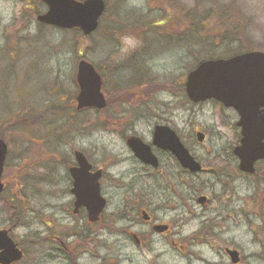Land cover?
<instances>
[{"label": "rangeland", "instance_id": "1", "mask_svg": "<svg viewBox=\"0 0 264 264\" xmlns=\"http://www.w3.org/2000/svg\"><path fill=\"white\" fill-rule=\"evenodd\" d=\"M173 1L194 6L193 0ZM106 3L110 10L105 19V37L99 34L84 39L74 31L39 24L37 13L46 11L40 0H0V135L10 144L9 163L23 167L21 170L10 167L4 182L10 188V195L16 194V199L25 200V212L18 223L12 221L0 200V230L10 229L11 236L24 251L25 258L18 264H104V258L105 264H232L226 249L240 253L239 264H264V242H261L264 221L260 216L264 209V184L257 189L249 180L250 184L239 179L233 183L239 199H232V216L224 227L212 210L203 214L195 200L203 194L211 198L224 187L218 183L217 188L205 189L201 184L208 177L184 174L193 199L188 203L191 213L187 209L182 214L179 209L172 211L173 206H178L175 201L166 210L157 211L158 223H170L174 228L166 236H154L153 242L141 250L133 241V234L141 230L132 221L119 223L116 215V224L113 221V226L106 228L105 223L104 245L101 225L90 226L85 217L72 215V187L67 168L75 149L86 152L98 165L104 159L111 177L105 183L103 194L109 198L108 215L129 213L139 199L158 202L172 199L167 183L171 174H178L176 160L161 152L156 155L162 161L163 174L146 170L128 148L126 136L136 133L151 143L153 127L169 125L195 158L211 166L217 163L216 156L228 158L238 141L239 130L234 126L238 119L236 112L216 101L194 104L179 87L196 65L195 58L206 60L208 50H201L199 46L189 48L180 41L175 45L166 44L159 39L151 40L149 47L152 48L146 49L149 42L120 32V15L133 22L142 17L156 18L160 11L167 9L164 0L162 3L160 0H106ZM214 4L237 9L247 17L245 45L251 51L264 53V0H206L204 8ZM162 28L163 33L176 29ZM109 32H114L113 37L107 36ZM226 47L223 45L217 50L220 58H229L221 56ZM236 47L232 46V50ZM82 58L96 67H105L111 74L107 75L109 84L105 93L143 79L170 88H162L166 90L155 95L149 91L137 95L132 99L134 106L126 103L121 107V114L116 111L121 104L116 108L109 106L103 113L90 111L88 119L80 122V129L69 131L66 123H75L77 116L72 98L77 93V63ZM136 103L142 106L136 107ZM121 116L129 123L118 119ZM17 117L20 118L12 121ZM197 131L206 135L205 142L198 143ZM27 170L35 179L27 181L29 189L21 196L18 178ZM177 182L180 181H173ZM125 202L129 206L127 210ZM207 228L211 230L210 235L206 234ZM141 229L144 231L146 227Z\"/></svg>", "mask_w": 264, "mask_h": 264}, {"label": "water", "instance_id": "2", "mask_svg": "<svg viewBox=\"0 0 264 264\" xmlns=\"http://www.w3.org/2000/svg\"><path fill=\"white\" fill-rule=\"evenodd\" d=\"M47 11L37 17V21L46 26L61 30H80L84 36H90L99 28V22L106 10L105 0H41ZM76 83L79 88L77 109L104 110L107 106L103 93V79L96 68L86 60L78 63ZM185 91L193 103L215 100L226 108H233L240 116L238 126L242 129L241 146L235 150L240 159V170L253 173L256 162L264 159V53L247 52L230 59L207 60L202 62L187 76ZM202 143L204 135L197 134ZM129 148L142 163L157 167V158L151 147L140 139H127ZM154 146L171 152L184 169L192 173L201 170V166L181 143L177 134L168 127H157L154 133ZM8 147L0 139V194L4 190L2 175ZM78 169H70L74 179L71 193L75 196V212L86 208L88 220L95 223L100 220L107 201L101 195V172L90 176L91 165L81 152L75 153ZM202 200V199H201ZM200 200V201H201ZM157 231L165 228L157 227ZM9 230H0V264H16L24 254L10 238ZM232 264H239L240 253L226 250Z\"/></svg>", "mask_w": 264, "mask_h": 264}, {"label": "trees", "instance_id": "3", "mask_svg": "<svg viewBox=\"0 0 264 264\" xmlns=\"http://www.w3.org/2000/svg\"><path fill=\"white\" fill-rule=\"evenodd\" d=\"M82 1V0H80ZM163 0H160L162 3ZM194 6L193 7H186L180 4H176L173 0H164L166 3L165 10H158L160 11V15L156 18L153 17H142L137 22H133L132 19L128 18L127 16H119V28L120 32H127V34H134L135 36L142 39L144 43L149 42L146 44V49H151L149 47L151 45L150 41L153 39H159L162 41H166L167 43L176 44L178 41L185 42L188 44V47L195 48L197 46L201 47V50H208L206 53L207 59L206 60H213V59H221L219 54H216L217 50L222 47L223 45L228 46L226 50L222 51L221 56L233 57L247 51H251L249 48L246 47L245 41H247L246 30L249 24V19L244 17L243 14L237 10L227 7H220L218 5H212L209 9H205V1L206 0H193ZM109 7L107 5V9L105 11L104 16L100 20V26L95 34H103L105 37V23L107 18V13L109 12ZM39 13H37L38 15ZM120 17L123 20H120ZM130 23V24H129ZM132 23V24H131ZM176 25V29L174 32L170 33H163L162 30L164 26L166 27H174ZM162 29V30H161ZM75 34L81 36L84 39H90L91 37H84L78 30H73ZM114 32H109L107 36L113 37ZM178 33V34H177ZM119 36V35H118ZM148 45V46H147ZM245 45V47H244ZM232 46L236 47V50H232ZM143 47V48H144ZM142 48V50H143ZM222 49V48H221ZM192 51V50H191ZM233 55V56H232ZM197 67L202 61V57L195 58ZM193 68V69H194ZM98 71L101 73L104 86L107 87L108 83V76H111L110 73L105 71V67L98 66ZM157 84V83H156ZM155 83L145 80H134L129 84L125 85L124 87L120 88L119 90L108 91L111 95H116V105L119 104H130L132 105V99L134 97L141 96L145 92H151L152 95L160 91H165L166 89L162 90V88H170L169 85L161 84L156 85ZM164 86V87H162ZM181 92H183L184 87L181 84L179 86ZM171 90V89H168ZM137 92L138 94L134 95L132 92ZM184 94V92H183ZM185 96V95H184ZM136 101V100H135ZM134 101V102H135ZM138 102V100H137ZM115 103H109L110 107H113ZM137 104V103H136ZM138 105V104H137ZM134 106V105H132ZM142 106V105H140ZM139 105L136 107H140ZM114 108H116L114 106ZM118 108V107H117ZM17 117L14 120L19 119ZM11 122V121H10ZM13 123V122H12ZM75 123H66V129L71 131L74 127ZM80 124V123H78ZM70 125V126H69ZM69 133V132H67ZM66 133V134H67ZM0 138L4 139V136L0 135ZM29 148H31L32 143H29ZM26 147L27 149H29ZM40 163V161H39ZM35 165V164H34ZM17 168L18 170L23 169L22 166L15 164L14 166L7 162L5 166V173L3 179H6V175L8 174L9 168ZM19 176L18 180L20 183L18 184L19 188L21 189V196H25L27 190L29 189V183L31 179H35V176L32 172L27 170V173L20 179ZM29 181V183L27 182ZM6 184V183H5ZM9 189L7 185H5V191L0 196V200L4 203V207L8 210L9 214L11 215V219L13 222L18 223L22 221L24 215V199H16L17 195L12 194L10 195ZM65 249V248H64ZM72 254L70 253V258Z\"/></svg>", "mask_w": 264, "mask_h": 264}, {"label": "flooded vegetation", "instance_id": "4", "mask_svg": "<svg viewBox=\"0 0 264 264\" xmlns=\"http://www.w3.org/2000/svg\"><path fill=\"white\" fill-rule=\"evenodd\" d=\"M106 100H107V107L106 109L109 107V103H115L114 106H116V95H111L108 92L105 94ZM219 103V102H218ZM224 108H226L222 103H220ZM123 105H125L124 103L120 105V107L117 108L116 111H118L119 114L121 111V107H123ZM75 108H76V103H75ZM104 109L101 113L105 112ZM226 109H230L233 110L234 112L237 113L236 110H234L233 108H226ZM76 111V110H75ZM90 111L93 110H82V111H76V114L79 115L81 118H83L84 120L88 119V114ZM238 115V119L235 123V128L239 130L238 133V141L237 144L234 146V148L230 151V153H232L231 155H229L228 158H223V157H215V160L217 161L216 164L214 165H206L203 164L200 160L197 161L199 162V165L201 166V170L197 173H191L189 170L187 169H183L181 167V165L177 162V160L174 158L173 154L169 151H164L162 149L157 148L156 146H154L153 144V140H154V133L157 127H168L171 130H173L177 136L179 137L181 143L184 145L185 148L186 145L183 143L181 137L178 135V133L171 127H169V125H155L153 127V130L151 132L152 136H151V143L144 140L142 137H140L139 135H137L136 133L130 134L128 136L125 137V141L126 144L128 146L127 143V139L130 137H135L140 139L143 143H145L146 145L151 147L152 153L153 155L157 158L158 161V166L152 167L149 165H146L144 163H142L140 160V162L144 165L146 170H150L153 172H158L159 175L161 176L163 174V169H162V161L159 159V157L156 155V152H161V153H166L170 156H172L176 162H177V166L178 168V174L177 175H173L171 174L170 176V181L167 183V186H169V190H170V196L172 197V199H161V202H158L157 199H139L138 201H136V205L135 207H132V210L129 213L126 212H122L121 214L117 213V214H106V210L108 208V203H109V198H106L105 195V183H107L108 181H110L111 177L108 174V172L105 169V161L103 159L102 164L98 165L96 164L89 156L88 154H86V152H83L81 150L75 149L73 150V161L71 164L68 165L67 171H68V177L69 180L71 182V187H73V183H74V179L71 175L70 169H78L79 168V164L78 161L75 157V152L79 151L82 152L83 155L85 156V158L87 159L88 163L91 165V170L89 172L90 176H93L95 173L97 172H101V177L99 180L100 183V187H101V193L102 196L106 199L107 201V206H106V210H104L103 214L101 215L100 220L97 222L98 225H101V233L104 236V245H105V223L108 226H113L111 225L112 222L114 221V223L116 224L117 221L123 222V223H131V221L134 223V226H137L141 231L137 230V233L133 234V241L136 245V247L138 249H143L146 246H149L150 242H153V238L154 236L158 235V236H166L168 234H170L174 228L173 224L170 223H158L156 214L157 211H162V210H166V206H168V204L172 203L173 201L178 203V206H173L172 207V211H180V213L182 214L186 209L188 210V214H190V207H189V202L193 199H190L189 196V181L188 178L186 180H184L183 175H190L192 174L193 176H206L208 177L207 180L208 181H214V185H211L208 183V181H203L202 182V186L205 189H213V188H217L216 186L219 184H221L222 187L220 191H215L214 195L211 196V198L207 195H198L197 197H195L196 202L202 207L203 210V214L206 213V211H213V213L215 214L216 218L219 220H222L224 223V227L227 226V222L229 219H231L232 216V212H233V205H232V199H239L238 197L235 196L236 193V188H235V184L233 185V183L235 181L239 180H244L248 183V180L250 183H254L257 186V189L260 188V184H264V159L260 160L258 162L255 163L254 168L255 171L253 173H245L243 171L240 170V159L238 158V156H236L235 154V150L237 147L241 146V142H242V129L238 126V123L240 121V116ZM104 121L103 123L105 124V116L103 117ZM122 119L123 123L124 122H128L125 121L126 118L125 116H121L118 117V119ZM114 119H117V117ZM129 123V122H128ZM77 128H75L76 130ZM105 129V128H104ZM198 133H201L204 135V140L203 142H205L206 139V135L201 132V131H197L196 132V136ZM202 142V143H203ZM129 148V146H128ZM130 149V148H129ZM189 150V148H187ZM131 150V149H130ZM131 152L133 153V151L131 150ZM134 155V153H133ZM220 156L224 155L222 153L219 154ZM135 157V155H134ZM137 159V158H136ZM262 168V170H260ZM191 175V176H192ZM164 176V175H163ZM167 178V177H166ZM210 179H214V180H210ZM167 180V179H166ZM180 181L179 183H173V181ZM248 183V184H250ZM71 191V190H70ZM104 191V193H103ZM257 198V197H256ZM129 199H133L132 197H129ZM202 199V200H201ZM244 199H249L248 197H245ZM258 199V198H257ZM264 199V197H263ZM201 200V201H200ZM75 202H76V198L75 196L72 195V206H73V210H72V215L74 216V218H78V216H83L85 217L84 220H87V223L89 224L88 221V212L86 208H80L77 212H75ZM126 205V210L129 208L127 202H125ZM262 206V205H261ZM262 208L259 207V210H261ZM260 213V212H259ZM117 215V221L115 220V216ZM260 216L263 218L264 221V209H263V214L262 212L260 213ZM196 218V216H193V218ZM106 218V221H105ZM182 220V219H181ZM184 224V223H183ZM90 226L94 225V224H89ZM182 225V224H181ZM221 225V222H218V226ZM141 227H146V230L142 231ZM157 227H162L165 228L164 231H157ZM109 230H113L114 228H109ZM211 230L209 228H207V235H210ZM264 242V239L263 241ZM61 245V243H60ZM66 250V249H65ZM227 250V249H226ZM104 264H105V258H104Z\"/></svg>", "mask_w": 264, "mask_h": 264}, {"label": "bare ground", "instance_id": "5", "mask_svg": "<svg viewBox=\"0 0 264 264\" xmlns=\"http://www.w3.org/2000/svg\"><path fill=\"white\" fill-rule=\"evenodd\" d=\"M62 161V160H61ZM79 229V228H78ZM78 229H76L78 231Z\"/></svg>", "mask_w": 264, "mask_h": 264}]
</instances>
